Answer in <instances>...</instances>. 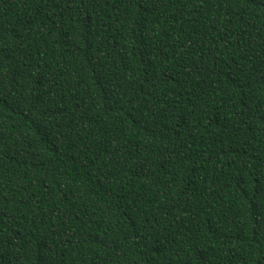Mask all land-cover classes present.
Wrapping results in <instances>:
<instances>
[{"label": "trees", "instance_id": "obj_1", "mask_svg": "<svg viewBox=\"0 0 264 264\" xmlns=\"http://www.w3.org/2000/svg\"><path fill=\"white\" fill-rule=\"evenodd\" d=\"M0 264H264V0H0Z\"/></svg>", "mask_w": 264, "mask_h": 264}]
</instances>
